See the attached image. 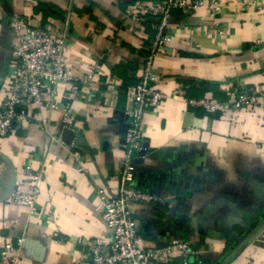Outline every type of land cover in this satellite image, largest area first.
<instances>
[{
    "label": "crops",
    "instance_id": "crops-1",
    "mask_svg": "<svg viewBox=\"0 0 264 264\" xmlns=\"http://www.w3.org/2000/svg\"><path fill=\"white\" fill-rule=\"evenodd\" d=\"M140 1L151 0H0V102L13 76L15 38L7 22L13 13L53 29L67 24L71 71L83 75L97 61L101 71L79 99L59 90L57 107H29L33 116H48L46 127L31 119L0 136V253L11 240L20 264H92L93 239L112 236L97 210L98 190L117 194L128 91L138 80L142 47L156 33L135 13ZM218 1L214 15L204 7L173 10L153 61L152 85L165 97L143 114L149 150L136 181L172 196L134 204L138 244L175 237L197 249L200 264H264V102L215 113L188 102L223 101L241 86L264 88V0ZM67 101L71 134L62 128ZM27 169L40 174L34 212L8 200ZM157 264L183 263L173 253Z\"/></svg>",
    "mask_w": 264,
    "mask_h": 264
},
{
    "label": "built area",
    "instance_id": "built-area-1",
    "mask_svg": "<svg viewBox=\"0 0 264 264\" xmlns=\"http://www.w3.org/2000/svg\"><path fill=\"white\" fill-rule=\"evenodd\" d=\"M199 7L206 8L211 15L220 11L218 0H151L140 1L134 6L140 20L149 21L156 29L148 46H143L137 82L128 91V127L121 143V155L117 174V194L109 197L104 189H99L97 210L111 229L110 239L95 237L90 245L92 264H157L178 253L183 264H200L198 251L185 239L171 238L157 246L144 247L138 244L139 227L134 218V204L154 205L166 198L151 190L144 189L136 181L139 162L148 152L143 143L141 122L147 109L156 107L165 93L152 85L155 74L152 69L156 55L164 48L167 38L166 28L173 10L189 13ZM8 26L14 34L11 50L12 80L6 88V96L0 102V136H6L17 125L34 119L46 127L48 116H33L29 107L39 110L58 106L54 96L61 94L70 99H79L89 86L97 82L101 74L98 61L90 65L83 75L74 74L66 60L72 35L67 24L53 29L51 22H41L13 13L7 18ZM60 90V91H59ZM191 105L203 108L209 113L230 108L262 105L264 88L241 86L225 100L207 97L188 98ZM62 128H70L71 103L62 104ZM78 160L79 156L74 154ZM40 174L27 169L22 180L15 182L9 201L23 205L34 212L38 194ZM145 217L143 223H147ZM20 243V239H19ZM19 247L11 240H5L0 253V264H20ZM193 261H192V260Z\"/></svg>",
    "mask_w": 264,
    "mask_h": 264
},
{
    "label": "trees",
    "instance_id": "trees-1",
    "mask_svg": "<svg viewBox=\"0 0 264 264\" xmlns=\"http://www.w3.org/2000/svg\"><path fill=\"white\" fill-rule=\"evenodd\" d=\"M41 6H42L44 9L48 8V5H47V4H43V3H41ZM45 7H46V8H45ZM136 66H137V63H136V64L134 63V64L132 65L133 68H136Z\"/></svg>",
    "mask_w": 264,
    "mask_h": 264
},
{
    "label": "water",
    "instance_id": "water-1",
    "mask_svg": "<svg viewBox=\"0 0 264 264\" xmlns=\"http://www.w3.org/2000/svg\"><path fill=\"white\" fill-rule=\"evenodd\" d=\"M64 133H65V134H71L72 132H71L68 128H65V129H64Z\"/></svg>",
    "mask_w": 264,
    "mask_h": 264
}]
</instances>
